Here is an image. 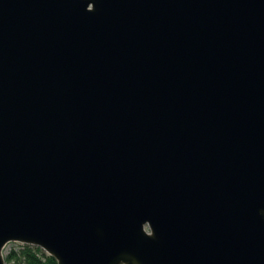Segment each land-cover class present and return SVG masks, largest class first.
Returning a JSON list of instances; mask_svg holds the SVG:
<instances>
[{
	"label": "water",
	"instance_id": "water-1",
	"mask_svg": "<svg viewBox=\"0 0 264 264\" xmlns=\"http://www.w3.org/2000/svg\"><path fill=\"white\" fill-rule=\"evenodd\" d=\"M264 264V0H0V264Z\"/></svg>",
	"mask_w": 264,
	"mask_h": 264
},
{
	"label": "trees",
	"instance_id": "trees-1",
	"mask_svg": "<svg viewBox=\"0 0 264 264\" xmlns=\"http://www.w3.org/2000/svg\"><path fill=\"white\" fill-rule=\"evenodd\" d=\"M5 264H57L55 259L41 249L28 245L14 244L4 254Z\"/></svg>",
	"mask_w": 264,
	"mask_h": 264
},
{
	"label": "rangeland",
	"instance_id": "rangeland-1",
	"mask_svg": "<svg viewBox=\"0 0 264 264\" xmlns=\"http://www.w3.org/2000/svg\"><path fill=\"white\" fill-rule=\"evenodd\" d=\"M14 246V243H9V244H7V246L4 248V250H3V255L5 254V253H7V251H9L12 247Z\"/></svg>",
	"mask_w": 264,
	"mask_h": 264
},
{
	"label": "bare ground",
	"instance_id": "bare-ground-1",
	"mask_svg": "<svg viewBox=\"0 0 264 264\" xmlns=\"http://www.w3.org/2000/svg\"><path fill=\"white\" fill-rule=\"evenodd\" d=\"M14 244H17V243H14Z\"/></svg>",
	"mask_w": 264,
	"mask_h": 264
}]
</instances>
